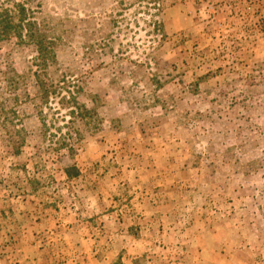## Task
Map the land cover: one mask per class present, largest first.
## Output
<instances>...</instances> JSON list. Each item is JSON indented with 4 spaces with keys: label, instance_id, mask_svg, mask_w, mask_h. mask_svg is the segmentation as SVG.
<instances>
[{
    "label": "rangeland",
    "instance_id": "rangeland-1",
    "mask_svg": "<svg viewBox=\"0 0 264 264\" xmlns=\"http://www.w3.org/2000/svg\"><path fill=\"white\" fill-rule=\"evenodd\" d=\"M21 3L63 67L0 41V264H264V0Z\"/></svg>",
    "mask_w": 264,
    "mask_h": 264
},
{
    "label": "trees",
    "instance_id": "trees-1",
    "mask_svg": "<svg viewBox=\"0 0 264 264\" xmlns=\"http://www.w3.org/2000/svg\"><path fill=\"white\" fill-rule=\"evenodd\" d=\"M4 1L6 3L11 2V0ZM21 4L22 5L18 4L14 6L12 10H6L5 12L0 13V41L7 43L11 38H14L18 40V45L23 43L22 40L28 42L27 46H31L34 50L33 53L36 55L35 62L38 71L33 73V77L36 78L35 86L39 89H43L45 93H48L49 90L52 89L51 83L47 80L46 73L42 71L48 70L52 67H57L59 69L63 67L61 52H63L64 49L62 48L61 43H57L61 37H58V39H51L46 33L49 29H47V27L44 29L45 24H42L43 22L39 23L38 17L31 16L29 10L25 9V3ZM27 13L28 15H26ZM48 17L50 20L53 19V17ZM61 33L69 35L70 32L64 29ZM129 71L128 74L131 76L134 75L131 70ZM65 72L66 71L63 73ZM65 77L66 75L63 78ZM82 83V79H77L75 83L76 85L73 87L74 91H72L69 101L72 103L73 108L78 111H71L69 113L70 116L74 117L79 123H85L87 118L92 119L105 116L106 114L102 112V109L100 108L98 111H89L86 109V105H78L77 96L83 91L82 88L84 87V83Z\"/></svg>",
    "mask_w": 264,
    "mask_h": 264
},
{
    "label": "crops",
    "instance_id": "crops-1",
    "mask_svg": "<svg viewBox=\"0 0 264 264\" xmlns=\"http://www.w3.org/2000/svg\"><path fill=\"white\" fill-rule=\"evenodd\" d=\"M81 254H84L83 252H80L79 253V256L81 255ZM90 253H87V255H89ZM96 255V254H95ZM95 255L93 254V257H92V259L91 258H89V257H86V262L84 261L83 262V260H82V264H92L93 262L94 263H96V264H105V262H101V261H98L97 260V258L95 257ZM78 260H80V258L78 257L77 258ZM75 261V260H74ZM93 261V262H92ZM78 264V261L77 262H75V264ZM59 264H64L63 262H59ZM130 264H134L133 262L132 263H130Z\"/></svg>",
    "mask_w": 264,
    "mask_h": 264
}]
</instances>
